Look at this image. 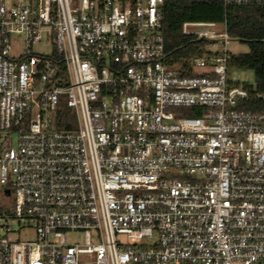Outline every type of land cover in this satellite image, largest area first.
<instances>
[{
  "label": "built area",
  "instance_id": "built-area-1",
  "mask_svg": "<svg viewBox=\"0 0 264 264\" xmlns=\"http://www.w3.org/2000/svg\"><path fill=\"white\" fill-rule=\"evenodd\" d=\"M163 4L0 0V264H264V110L225 23L175 58Z\"/></svg>",
  "mask_w": 264,
  "mask_h": 264
},
{
  "label": "trees",
  "instance_id": "trees-1",
  "mask_svg": "<svg viewBox=\"0 0 264 264\" xmlns=\"http://www.w3.org/2000/svg\"><path fill=\"white\" fill-rule=\"evenodd\" d=\"M163 32L167 50L174 49L175 58L200 54L203 41L181 32L186 21L224 22L231 39L247 43L248 51L233 55L230 63L253 71L255 87L249 89L242 107L264 110V0L231 2L224 5L217 0H164ZM259 94V96H258ZM188 114H199L189 111ZM61 126L66 127L61 122Z\"/></svg>",
  "mask_w": 264,
  "mask_h": 264
},
{
  "label": "rangeland",
  "instance_id": "rangeland-1",
  "mask_svg": "<svg viewBox=\"0 0 264 264\" xmlns=\"http://www.w3.org/2000/svg\"><path fill=\"white\" fill-rule=\"evenodd\" d=\"M221 25L222 23H217L216 28L219 29ZM227 48L231 55H238L241 53H246L248 51L247 43L231 38L229 39ZM228 76L232 81L245 83L250 88L255 87L253 71L249 68H239L229 63ZM13 194L14 191L11 189L10 195H6L4 193V188L0 185V213H2L4 210L8 214L13 213ZM19 225L20 222H18L14 217H0V236H4L6 234L16 236V233L13 232L14 230H17ZM27 234H31L30 231H22L17 236L22 238Z\"/></svg>",
  "mask_w": 264,
  "mask_h": 264
},
{
  "label": "water",
  "instance_id": "water-1",
  "mask_svg": "<svg viewBox=\"0 0 264 264\" xmlns=\"http://www.w3.org/2000/svg\"><path fill=\"white\" fill-rule=\"evenodd\" d=\"M6 193H8V191L6 190Z\"/></svg>",
  "mask_w": 264,
  "mask_h": 264
},
{
  "label": "flooded vegetation",
  "instance_id": "flooded-vegetation-1",
  "mask_svg": "<svg viewBox=\"0 0 264 264\" xmlns=\"http://www.w3.org/2000/svg\"><path fill=\"white\" fill-rule=\"evenodd\" d=\"M9 194V193H8Z\"/></svg>",
  "mask_w": 264,
  "mask_h": 264
}]
</instances>
